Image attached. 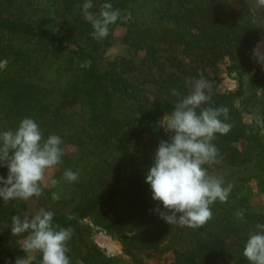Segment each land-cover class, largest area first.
<instances>
[{"label": "trees", "instance_id": "obj_1", "mask_svg": "<svg viewBox=\"0 0 264 264\" xmlns=\"http://www.w3.org/2000/svg\"><path fill=\"white\" fill-rule=\"evenodd\" d=\"M140 1L129 6L127 0H100L101 4L92 0L90 11L98 15L104 3H111L120 12L117 21L128 14L126 22H120L124 26L120 42L134 54L144 52L142 87L114 66H102L99 51L111 43L118 23L109 25L106 38L94 39L82 10L85 0H0V133L15 131L22 119L31 118L45 139L57 135L63 141L62 167L72 160L66 144L77 147L83 158L96 159L89 170L79 172L72 183L78 199L70 212L54 214V225L78 230L84 218L109 204L118 226L114 235L132 256V264H145L136 258L139 250L170 252L171 264L213 263L223 254L229 255L231 264H250L243 256L244 246L250 232L257 231L255 226L264 224V210L251 203L243 184L230 182L233 187L227 202L211 205L213 216L201 228L169 225L154 211L163 210V205L152 199L146 183L149 168L139 159H149L163 117L191 92L186 77L216 75L218 64L225 62L236 88L213 94L210 103L201 106L229 109L225 122L232 125L231 130L226 135L217 133L212 141L219 151L217 161L252 171L264 190V135L240 126L232 107L248 87L264 98V69L252 55L255 43L264 37V18L252 10L253 0H234L239 5L238 20L231 22L222 18L226 0ZM42 10L49 17L41 15ZM161 42L179 54L170 53L164 60ZM167 60L180 67L181 73L161 70ZM53 63L58 64L57 71H64L54 82L42 75L43 68ZM143 87L164 92L167 98L151 100ZM173 89L180 95H172ZM71 106L85 107V115L75 120L66 111ZM240 139L248 142L245 152L232 147ZM135 144H142V151ZM106 158L109 164L103 165ZM203 167L209 170L208 164ZM7 174V167L0 166V176L7 178ZM25 208L26 201L0 199V225L11 227L14 215L23 220ZM241 209L245 210L242 220L236 216ZM70 215L75 218L69 219ZM3 237L0 234V240ZM230 237L238 239L233 250L224 242ZM41 260L37 252L31 264H41Z\"/></svg>", "mask_w": 264, "mask_h": 264}, {"label": "clouds", "instance_id": "obj_2", "mask_svg": "<svg viewBox=\"0 0 264 264\" xmlns=\"http://www.w3.org/2000/svg\"><path fill=\"white\" fill-rule=\"evenodd\" d=\"M92 0H85L82 10L85 19L91 24L92 37L101 40L107 37L109 25L120 16L111 3H104L98 15L92 13ZM252 10L264 18V0H253ZM257 60L264 63V55L255 53ZM211 87L202 76L195 81L193 90L182 97L170 114H165L161 126L166 133H172L169 140H162L154 155V164L146 175L152 199L162 203L163 210L154 209L167 224H179L199 229L213 216L211 205L216 201L225 203L232 191V184L224 185L222 177L212 176L203 166L217 163L219 151L212 143L217 133L226 135L232 125L229 109L201 107L211 101ZM172 95L179 92L172 90ZM197 109H200L199 114ZM223 117V120L221 119ZM63 143L57 135L44 138L38 123L24 118L18 128L0 133V166L7 167V178L0 176V199L28 201L42 194V185L47 186L48 170L61 163ZM64 179L75 182L78 172L65 170ZM52 186L58 184L51 179ZM59 200L58 194H53ZM245 210H238L236 216L243 219ZM54 213L40 209L32 218L12 216L13 236L29 233L22 244L27 254L17 258L15 264H31V253L42 255L41 264H70L66 253L70 251L67 243L73 230L53 224ZM69 216V219H74ZM257 231L250 232L244 246L243 256L250 264H264V224L258 223Z\"/></svg>", "mask_w": 264, "mask_h": 264}, {"label": "rangeland", "instance_id": "obj_3", "mask_svg": "<svg viewBox=\"0 0 264 264\" xmlns=\"http://www.w3.org/2000/svg\"><path fill=\"white\" fill-rule=\"evenodd\" d=\"M100 0H97V2ZM141 2L140 0H127L129 6L134 3ZM101 4V2H100ZM239 5L234 0H226L225 8L222 13V18L226 21L238 20V10ZM141 11V9H139ZM41 15L49 17L43 10ZM128 14H124L120 17L115 28L112 31L111 43L104 48L102 47L99 52H101L100 62L102 66H108L116 70H120L134 85L137 87L144 86L141 84L142 72L140 69L144 68L140 65V59L144 52H137L134 54L133 50H129L126 46L121 44L120 36L123 33L124 26L120 22H126ZM18 44H21V40H17ZM161 55L168 56L170 53L179 54L178 51L171 49L168 43L161 42ZM30 44L24 43V46H29ZM49 56L53 55L52 51H48ZM59 52V51H58ZM256 52L264 55V37H260L255 43L252 51V55L257 59ZM134 55V56H133ZM120 57H125L122 62ZM117 58V62L114 60ZM132 60V63L128 62ZM262 69H264V63H260ZM58 64L53 63L51 66L44 67L42 70V75L49 77L51 81H55L58 78V73L63 71V68L56 70ZM225 62L218 64V70L214 74L204 76L203 78L208 81L211 87V98L213 94L225 92L227 90H233L236 88L237 83L234 77L228 75L225 71ZM161 70L166 72L177 71L180 72L181 68L170 64L167 60L164 66H161ZM64 72V71H63ZM62 72V74H63ZM181 73V72H180ZM186 76V75H185ZM201 77H186V84L189 91L193 90L195 81ZM143 92L151 99L156 101H163L167 98V94L164 92L155 91L153 89H148L143 87ZM235 108L238 117V124L243 126L245 130L257 134L264 135V98L252 87H248L243 96L235 99L232 104ZM67 113H70L75 120H78L80 116H84L86 113V108L83 106H71L67 108ZM162 123V121H161ZM160 123V131L157 146L155 150L150 155L149 159L141 157L139 160L143 166H148L154 164V155L158 149L159 143L162 140H169L172 133H166L164 128ZM136 150L142 151V144L134 145ZM232 147L245 152L248 147L247 140L240 139L237 142L232 143ZM65 150L70 152L72 155V160L67 164V166H61L58 164L54 168L48 170L46 181L47 186L42 185V194L39 197H32L30 200L26 201V208L22 211V214L26 216H35L40 209L47 211H52L54 214H63L71 211L75 205L78 197L75 196L74 187L72 183L68 182L63 177L65 170H72L73 172H80L82 170H89L95 162L83 158L77 147L66 144ZM146 155V154H145ZM110 158H106L103 161V165L109 164ZM149 163V164H148ZM148 169V170H149ZM208 174L212 176L222 177L224 182L228 183H238L243 184L244 192H246L251 203L260 210H264V190H261L254 177L252 171L239 166H231L225 161H218L215 164L209 165ZM51 179H56L58 184L52 186ZM59 195V200L53 199V194ZM114 218L112 214V209L109 204L103 205L101 208L95 212L93 216L84 218L78 230L72 229L73 233L70 240L67 243V247L70 249L68 257L70 258V264H132V256L126 253L123 249L122 244L118 238L114 235L118 226L114 225ZM0 234L4 235L0 240V264H15L17 258L26 257V253L22 249V244L27 238L29 233H23L18 236H13L11 232V227L5 224L0 225ZM228 249L233 250L238 239L235 237L227 238L224 241ZM35 253L29 254L33 257ZM136 258L140 259L142 263L145 264H171L173 261L172 254L166 252L163 254L151 253L150 251L139 250L136 252ZM232 259L228 254H223L218 257L216 262L213 263H199V264H231Z\"/></svg>", "mask_w": 264, "mask_h": 264}]
</instances>
